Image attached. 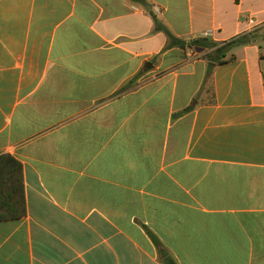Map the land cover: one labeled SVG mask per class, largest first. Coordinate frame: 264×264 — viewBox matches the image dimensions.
Listing matches in <instances>:
<instances>
[{"label": "crops", "instance_id": "crops-1", "mask_svg": "<svg viewBox=\"0 0 264 264\" xmlns=\"http://www.w3.org/2000/svg\"><path fill=\"white\" fill-rule=\"evenodd\" d=\"M1 157L0 264H264V0H0Z\"/></svg>", "mask_w": 264, "mask_h": 264}, {"label": "trees", "instance_id": "trees-1", "mask_svg": "<svg viewBox=\"0 0 264 264\" xmlns=\"http://www.w3.org/2000/svg\"><path fill=\"white\" fill-rule=\"evenodd\" d=\"M161 30H165L172 39V44L185 47L186 43L175 38L168 30L161 25H157ZM236 42L235 39L225 43L219 44L209 41L206 37L193 39L188 43L190 47L203 46L207 49H212L207 54L208 59V73L210 74L214 63L223 64L226 62L225 56L228 49ZM237 42H246L244 37H239ZM11 158H0V221L17 219L26 214V203L24 197V184L22 177L21 165L9 162ZM164 264H177L173 259H165Z\"/></svg>", "mask_w": 264, "mask_h": 264}]
</instances>
